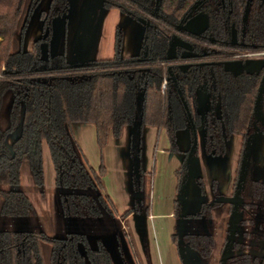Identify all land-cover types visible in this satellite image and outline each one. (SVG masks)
<instances>
[{"label":"trees","instance_id":"obj_1","mask_svg":"<svg viewBox=\"0 0 264 264\" xmlns=\"http://www.w3.org/2000/svg\"><path fill=\"white\" fill-rule=\"evenodd\" d=\"M40 0H0V216L28 217L32 204L21 190L5 188L20 180V166L26 162L32 183L41 187L44 182L42 148L45 147L53 171V184L68 189L58 195L59 208L64 217L109 219L129 214H148V197L143 178L148 177L140 167V135L143 126L162 130L169 152L179 153L175 131L187 129V120L173 85L168 81L166 65H160L166 36L162 30L149 29L146 42L149 49L147 70H139L135 57H121V32L115 29L112 55L108 59L93 60L79 66L64 62L62 55L47 54L42 58L41 45L51 37V22L64 17L71 0H48L45 10L38 12L43 36L31 42L28 50L22 41L29 18ZM193 0H161L159 14L167 22H175ZM215 1L211 3L214 6ZM244 0H232L231 20L238 21ZM101 7L117 8L126 13L130 9L119 0H100ZM211 29L217 38H223V16L211 9ZM247 41L264 46V2L251 0L246 18ZM213 85L210 90L218 95L220 117L210 111L198 113L195 89L204 82L210 85L208 69L201 67L191 73L178 74L177 83L187 105L192 122L202 129V148L208 157L221 156L224 140L230 135L244 139L253 129L252 108L259 76L241 74L236 77L211 66ZM143 71V75H142ZM44 79V81L41 80ZM142 97L136 103L137 92ZM7 103L3 115L1 109ZM260 110L264 119V90ZM140 123L138 135L131 141L130 152L137 158V179L133 180L138 193L131 207L117 215L112 200L103 193L101 175L103 166L92 168L84 159L71 131L70 123H91L99 150L107 137L118 138L123 126L133 121ZM264 139V129L256 123ZM19 126V133L10 144L5 136ZM133 144V145H132ZM240 149V151H241ZM196 150L194 151V155ZM249 160V156L247 158ZM186 171L183 161L173 172L177 187ZM197 183L200 185L197 179ZM264 183L259 176L245 173L238 206V229L232 248L224 264H264ZM219 203H215L217 205ZM210 207L183 217H209ZM173 214L180 211L175 201ZM229 205L222 214L227 219ZM226 220L222 238L215 234L181 232L171 235L176 244L180 238L183 247L194 252L205 264H219V254L226 234ZM128 238L133 258V244ZM84 233L64 232L49 236L40 230H0V264H113L101 238L92 247ZM219 242V243H218ZM119 246H117V249ZM217 250V251H216ZM215 254L217 259L213 260ZM139 264V263H138Z\"/></svg>","mask_w":264,"mask_h":264},{"label":"rangeland","instance_id":"obj_2","mask_svg":"<svg viewBox=\"0 0 264 264\" xmlns=\"http://www.w3.org/2000/svg\"><path fill=\"white\" fill-rule=\"evenodd\" d=\"M48 0H40L38 5L36 6L34 12L32 13L31 17L29 18L26 30L24 32V37L22 41V49L28 50L30 48V44L33 39L39 36V20L37 17V13L39 10L45 9L47 6ZM72 5H74V9L70 13L69 16V30L67 35V40L69 42L71 41L74 33L76 32V3L75 0L72 2ZM64 17H57L54 18L51 22V31L52 36L50 39V47H54L57 44L58 46L60 43H62L63 39V24H64ZM114 18H105L103 21V30H102V40L107 41V37L110 34H113V29L115 27L114 25ZM99 24V21L96 19L93 21V28H85L81 32H79V39H78V45L80 47V50L84 46H88L90 41L94 37V33L96 31V28ZM112 26V27H111ZM110 29L109 31V28ZM107 45V42H106ZM105 43L102 42L101 44V51H99L98 55L101 57V59L108 58L109 55L105 49ZM104 49V50H102ZM52 50V49H49ZM47 49L44 44L41 45V53L42 58L45 59L47 57ZM97 52V49L94 50ZM93 52V51H92ZM127 52V49L124 51ZM51 55V54H50ZM55 56V55H52ZM7 103L3 104V107L1 109V113L3 112V115L6 112ZM79 123H70L69 130L71 131L72 135L73 133L76 134L77 125ZM90 128L92 129V124H88ZM19 133V126H17L13 131L8 133L5 136L4 143L7 146V148H10L11 142L16 138V136ZM238 138L236 136H231L226 142H225V154L222 157H219L215 160V162H210L208 157L204 156V159L201 160V164L198 165L197 172L198 173H192V170L189 165V173L188 174V186L187 189L184 191V197L182 199H179L177 194L175 197L177 199V203L179 206L180 211L185 212L188 214L189 210L194 209V205L192 201L190 202L189 197V187H191V184L195 187V190L197 185L195 184L194 178L196 176H201L202 183L206 189V184L208 183V179L211 175L216 176V182L219 186V190H223L222 194H229V190H226L227 186V179L229 175L230 165L232 163L233 159L237 158L238 150H237V140ZM80 140V146L77 144L79 150L81 151L84 159L87 161V163L94 169H97L100 165L103 166V173L105 168V173L101 176L103 180V193L113 195V200L115 201L116 206L120 208L123 201L125 200V193H124V184L122 182V176L120 169L118 165L115 162L113 150L110 149L109 152H112L111 158L108 157L107 152L102 153V150H99L95 143V138L93 135L92 130L87 131V128L84 132V135L82 136ZM197 150L199 152L200 150V136H198L197 140ZM102 149V148H101ZM201 151V150H200ZM259 161L260 164H263L264 160V147L261 145L260 140L254 139L251 144V151L249 152V160L247 163V167L250 168V171L253 172L254 167L252 166L255 161ZM195 161V160H193ZM212 161V160H211ZM42 164H43V176H44V182L41 187H36L32 183L31 174L28 168V165L26 162H23L20 166V180L19 183L12 187L4 186L5 188H13L17 190H21L24 192L27 197L29 198L32 207H33V214L28 217H9V216H0V230H40L45 232L49 236H62L64 232L67 231H77L84 233L89 239L95 238L97 235L106 234L108 235V232H111L110 230L114 229V235L110 236H104L102 238L106 248L108 249L110 256L112 258L113 264H159V262L156 259V256H153V254L150 252L149 249V242H155L157 243V247L160 249V264H166L167 256L164 253V250L162 249L163 241H169L168 237L166 235L167 229L166 220H147L146 223L148 224L145 226L144 224V215H138V223H137V231L138 233H135V237L137 241L134 240V238L130 234V241L133 244L132 251L136 254V257L138 258V263L134 261L133 254L131 252V249L129 247V240L127 237L124 236V231H117L116 228L112 224L111 226L108 224L107 226L104 224L103 219H91V218H75V217H64L61 215L60 208H59V200L58 195L60 193H65L68 191V189H62L60 187H57L53 184V171L51 168V164L49 161L48 153L45 149V147L42 148ZM133 166L132 162L130 160V180H131V187H132V180H133ZM153 174L150 173L147 178L145 185L147 186V197L148 201L150 199L149 191L150 187L152 185L151 178ZM101 179V178H100ZM226 180V183L225 181ZM133 191V188H132ZM192 194V193H191ZM109 197V196H108ZM136 197V191L131 192V202ZM202 197V196H201ZM225 197V196H222ZM205 198V197H204ZM223 207V205H221ZM220 208L218 206H213V208L210 209V215L209 217H199V218H190V217H183L181 223L176 224L173 226L171 233L175 234L177 231L180 232H195V233H204V234H215L217 238H222L224 234V223L225 219L222 217V214H220ZM176 222V221H175ZM178 222V221H177ZM151 227L154 233V236L151 237V234L148 236V231ZM137 243L141 248V252L137 248ZM219 243V242H218ZM92 247L95 246L94 240L91 241ZM117 246L119 248L117 249ZM217 251V250H216ZM185 257L191 264H205L206 261L199 258L194 252L190 250H185ZM217 254H215L213 260L217 259ZM88 264V263H87Z\"/></svg>","mask_w":264,"mask_h":264},{"label":"flooded vegetation","instance_id":"obj_3","mask_svg":"<svg viewBox=\"0 0 264 264\" xmlns=\"http://www.w3.org/2000/svg\"><path fill=\"white\" fill-rule=\"evenodd\" d=\"M119 1L124 3L130 9V11H132V13L122 12V11L118 10L117 8L101 7L100 0H91L90 4L88 5L87 12H89V15L94 17L96 15L97 9H99V8L106 9V10L113 9L119 13L126 15L128 18H130L131 20H133L135 23H137L140 26L138 50H137V53L135 55H122L121 54L123 32H122V29L120 26L114 27L113 35H112V46H113V36H114L115 29L118 28L120 30V32H121L120 56L121 57H135L136 62L138 63V65H140L139 70H143V71L145 70L146 71L147 70L146 66H148L150 63H152V62L148 61L149 54H150L149 49H151L146 42V34H147L148 30L153 29L155 31V29L157 28L158 30L163 31V33L166 36V42H165V46L163 47L162 60L155 62V63H158L160 65H166L167 76L161 81L160 89H163V87L169 81L173 85V87L176 91V87L179 89L178 83H177V75L178 74L191 73L194 69H199L201 67L207 68L208 69L207 71H208V74L210 77L209 87L205 86L204 82H203L200 85H198V87L195 89V94L197 97V107L196 108H197L198 113H201L204 111H210L216 117H218V118L220 117V107H219L218 95L217 94L214 95L210 90V86L213 85L212 72L210 69L211 66H213V65L219 66L223 72L229 73V72L224 71L222 69V66L220 64L221 62H223V61H237V60L238 61H244L247 59H264V46H258L252 42L247 41V39H246L247 33H248V29L246 26V18H247L249 4H250L251 0H244L241 15H240V18L238 21H235L233 19L231 20L232 0H214L215 3H214L213 7H211V3L213 0H193L188 5V7L181 13L179 18L175 22H167L165 20V18H163V16H161L159 14L158 9H159V5H160L161 0H119ZM261 2H264V0H261ZM245 7H246V12L244 15V8ZM45 9H42V10H45ZM211 9H213L216 12H220V14L223 16V21H222L223 34H224L223 38L219 39V38L215 37L216 32L212 31V29H211V24H210ZM197 14L204 16V18H200V23H199L200 25L198 26V28L191 27L194 30H198V31L200 30L198 35L191 34L185 30L176 28V26L178 24L184 25L187 21L194 18L195 15H197ZM243 15H244V17H243ZM37 17H38V13H37ZM38 20L40 22V24H39V36L36 37L35 39L43 36V32L41 30V20L39 18H38ZM63 20L65 23L66 22L65 16H64ZM204 20H205V22H203ZM232 32L234 34V40H233V43L231 44V43H229V40H230V35ZM173 35L175 37H177L178 39L189 44L190 48L187 52L193 54V56L184 57V58L180 57V54L185 52L182 49H185V48L175 46L174 47L175 57L172 59H165L164 56H165V51L167 48V43H168L169 38ZM51 36H52V31H51ZM35 39H33L32 41H34ZM50 39H51V37H50ZM112 46H111V55H112ZM46 49H47V51H46L47 54H49L48 49H50V41L47 44ZM57 55H62V54H57ZM111 55H110V57H111ZM62 57H63V55H62ZM110 57H108V58H110ZM108 58H104V59H108ZM46 59H47V57L45 58V60ZM93 60H102V59H93ZM93 60H90V61H93ZM64 62H65V60H64ZM87 62H89V61L82 62L80 64H77L76 66H79V65H81L83 63H87ZM182 65H187V66L185 68H182ZM168 69L170 70V72L172 73V75L174 77L176 87H175L173 81L169 77ZM143 71H142V75H143ZM229 74L232 77H236V76L241 75V74L255 75V76H259V80H260L261 71L258 74H254V73L247 74L244 72L236 74V75H232L231 73H229ZM179 91H180V89H179ZM176 93H177V91H176ZM177 95H178V93H177ZM180 95L183 99L181 91H180ZM178 98H179V95H178ZM179 101L181 103L180 98H179ZM183 102L185 103L184 99H183ZM185 105H186V103H185ZM181 107L184 111L185 118H186V113H185V110L182 106V103H181ZM186 109H187V112L189 114L187 105H186ZM261 114H262V112H261ZM252 115H253V113H252ZM189 117L191 119L190 114H189ZM262 117H263V115H262ZM253 118H254V116H253ZM186 120H187V118H186ZM133 122L128 126H132ZM191 122H192V119H191ZM257 122H259L260 125L262 126V128L264 129V125H262L260 121L253 120V129L251 132H253L254 128L256 129V135H255L254 139L256 140V142H257V140H260L261 145L264 147V139H263L262 134L259 131V128L256 125ZM192 124H193V122H192ZM187 125H188V121H187ZM193 126H194V130H195V138H196V146L194 149V151L196 150V154L194 155V151H193L191 158L196 157L198 154V150L196 148L198 136H200V149H201L202 155H203V157L204 156L208 157L204 154L203 148H202V144H203L202 129L200 126H195L194 124H193ZM182 130H186L188 132L189 139L191 142V132L189 129V125L187 126V129H182ZM231 136H236L238 138L237 139L238 140L237 141L238 155L234 161V167L232 168V172H231V174L228 175L227 183H226V180H224L225 183L227 184L226 190H229V194L224 195V194H222L223 190L222 189L219 190V186L216 182V176L215 175H211L207 181L208 183H205L206 189L202 183L201 176L200 175L196 176L194 178L195 184L197 185L196 189L199 193V196L200 197L202 196L201 202L198 205L196 212H198L199 210H201L202 208H205V207L206 208L210 207V209H211V208H213V206H218L220 208V211H219L220 214H223L225 209H226L227 204L229 205V212H230V204L228 202H225V201H220V198H224L222 196L230 197L233 193V189H234V185H235V181H236V176H237V171H238V166H239V161H240V155H241V152H242L246 138L244 139L243 146L241 149V145H242L241 137L238 135H230L227 139L224 140L223 154L221 156L208 157L210 162H211L212 158H219V157L223 158V156L225 154V142ZM131 141L134 144V136L133 135H131V138L129 140L128 155H129V158L132 162V166L134 164H136V167L138 168L139 164L137 162V158L135 156H132L131 152H130L131 147L132 148L134 147V146L130 147ZM175 144L177 146L176 138H175ZM166 145H167V143H166ZM177 149L179 150L178 146H177ZM240 149H241V151H240ZM250 151H251V149H250ZM167 152H169V151H167ZM170 153L179 155L181 153V151L179 153H173V152H170ZM248 156H249V154H248ZM182 161H183V164H184L186 171L183 173L181 181H182L184 175H186V178H187V167H188L189 162H190V160H189L188 164L187 165L185 164V154L180 159V162L177 165V167L173 170V172H174L181 165ZM139 163H140V152H139ZM247 163H248V160L246 161L244 176H245V173L248 172V174L252 177L259 176L261 178L262 182L264 183V160H263L262 165L260 164L259 161L254 162V164L252 165L254 167L253 172H251L252 170L250 171V168L247 167ZM140 167H141V163H140ZM144 172L147 174L152 173V171H148V172L144 171ZM137 174H138L137 172H136V174L133 173V175H134L133 180L137 179ZM197 179H198V182L200 183V185L197 183ZM243 179H244V177H243ZM133 180H132V188H133ZM146 180H147V178L144 177L143 178L144 185H145ZM242 183H243V180H242ZM180 184H181V182H180ZM179 187H180V185L177 187L176 181H175V196L178 194ZM144 188L146 189V194H147V190H148L147 186L145 185ZM241 188H242V184H241ZM241 188H240V192H241ZM133 191H134V188H133ZM183 191H184V188H183ZM183 191H182V193H183ZM137 195H138V193H137ZM137 195H136V197H137ZM239 195H240V193H239ZM263 198H264V188H263ZM175 201L178 202L176 197H174V200H173L174 204H175ZM215 203H219V204L214 205ZM240 203H241V195H240ZM174 204H173V207H174ZM221 205H223V207H221ZM178 209H179V206H178ZM179 211H180V209H179ZM196 212H194V213H196ZM194 213H192V214H194ZM202 216L203 215H201V217ZM190 218H199V217H190ZM226 220L228 221V216H227V219H225V223H226ZM225 223H224V226H225ZM227 226H228V224H227ZM18 231H23V230H18ZM24 231H31V230H24ZM226 232H227V227H226ZM192 233H195V232H192ZM224 239H225V237H224Z\"/></svg>","mask_w":264,"mask_h":264},{"label":"crops","instance_id":"obj_4","mask_svg":"<svg viewBox=\"0 0 264 264\" xmlns=\"http://www.w3.org/2000/svg\"><path fill=\"white\" fill-rule=\"evenodd\" d=\"M74 0H71L69 10L67 14L65 15L66 22L63 24V39L62 43L58 46L57 44L54 47H50L48 52L51 55H57L62 54L64 57V60L66 63L73 65L80 64L82 62L90 61L93 59H101V57L97 56L99 51H101V44L102 42L105 43V49L110 57L111 55V46H112V35L109 32V35L107 37V41L102 40V30H103V21L105 18H114L115 26H120L123 32L122 37V47H121V54L122 55H135L138 50V44H139V36H140V26L135 23L133 20L128 18L126 15L117 12L113 9H102L99 8L96 11V15L93 17L89 15V12H87L88 5L90 4L91 0H75L76 3V32L74 33L71 41L67 40L68 30H69V16L72 10L74 9V5H72V2ZM99 21V24L96 28V31L94 33L93 39L90 41L88 46H84L81 50L78 45V39H79V32H81L86 27L90 29L93 28V21L95 20ZM112 27V26H111ZM109 28L110 29L112 28ZM107 42V45H106ZM104 47V48H105ZM97 49V52L94 50ZM127 49V52H124ZM104 50V49H102ZM93 51V52H92ZM89 123H79L77 126L76 134L73 133V138L75 142L80 146V140L82 136L84 135V132L87 128V131L93 132L94 135V127L92 129L88 125ZM91 124V123H90ZM93 126V125H92ZM133 132V128L131 126H123L121 133L118 138H113L110 135L107 137V140L102 147V153L104 154L105 151L108 154V157L111 158L112 152L114 154L115 162L118 165L121 176H122V182L124 184V195L125 200L123 201L121 207L119 209L118 206H116L115 201L113 200V195L109 194L107 192V196L112 200L117 215H120L123 211H125L127 208L132 206L133 201L131 202V180H130V158L128 155V145L129 140L131 138ZM175 138L176 143L181 151L179 155L172 154L170 152H167L165 150L166 148V140L165 136L162 130H156L152 126H144L141 130L140 135V163L141 167L144 171H152V178L151 182L152 185L150 187L149 196L150 199L148 201L149 207H148V214L144 215V225L147 226L146 219L148 220H166L167 222V232L166 235L169 239V241H163L162 249L164 250V253L167 256L166 264H181L180 259L177 254L176 244H174L171 240V233L173 226L178 224V218L175 217L173 214V200L175 197V178L173 176V170L177 167V165L180 162V159L186 154V151L190 144V139L188 132L186 130H178L175 132ZM110 149H112V152H109ZM201 150V149H200ZM199 150L196 157H192L190 159L189 165L192 170V173H197L198 165L201 164V160L204 159L202 152ZM217 158H212L211 162H215ZM195 160V161H193ZM234 161L232 160V163L230 165L229 174L232 172V168L234 167ZM189 165L187 167V178L185 181L184 191L187 189L188 186V174L189 173ZM105 173V168H104ZM103 173V175H104ZM101 176V182H103ZM102 186L104 188V185L102 183ZM189 197L190 202L192 201L194 205L193 210H189L188 214H192L197 211V207L201 202V197L199 196V193L197 190H195V187L191 184V187H189ZM184 191L179 199H182L184 197ZM192 193V194H191ZM140 215V214H139ZM184 215H187L185 212L180 211L179 216L183 218ZM135 213L129 214L125 219L120 218L117 216L114 220L109 219H103L104 224L107 226L108 224L111 226L112 224L116 228L117 231H124L125 233H130L131 236L134 238L135 241H137L135 237V233H138L137 231V223L138 219ZM181 218V221L183 220ZM176 221V222H175ZM150 231H148V236L151 234V237L154 236L151 223H150ZM111 232H108V235L101 234L97 235L95 238H91L90 244L92 240H95L96 238H103L104 236H110L111 234L114 235V229L110 230ZM177 231V235H178ZM155 237V236H154ZM137 248L139 249L140 253L141 248L137 243ZM149 249L150 252L153 254V256H156L157 261L160 264V249L157 247V243H152L151 240L149 242ZM87 264V263H86Z\"/></svg>","mask_w":264,"mask_h":264},{"label":"water","instance_id":"obj_5","mask_svg":"<svg viewBox=\"0 0 264 264\" xmlns=\"http://www.w3.org/2000/svg\"><path fill=\"white\" fill-rule=\"evenodd\" d=\"M245 12H246V7L244 8V15H245ZM244 15H243V17H244ZM200 18H204V16L197 14V15H195L194 18L187 21L184 25L178 24L176 26V28L185 30L191 34L198 35L200 30L199 31L194 30L191 27L198 28V26L200 25L199 24ZM203 22H205V20ZM233 40H234V34L232 32L230 35L229 43L232 44ZM175 46L185 48V49H182L185 52L181 53L180 57L184 58V57L193 56V54L187 52L190 48L189 44L178 39L177 37H175L173 35L168 40L167 48H166L165 56H164L165 59H172L175 57V54H174V47ZM220 64H221L222 69L224 71H227V72L231 73L232 75H236V74H239L242 72L247 73V74H252V73L258 74L261 71V76H260V80L258 83L254 103H253L252 113L254 116V120L255 121L258 120L261 122L262 125H264V120H263V117H262V114L260 111V101H261L262 92L264 90V59H247L244 61H238V60L237 61H223ZM73 66H76V65H73ZM186 66L187 65H182V68H185ZM168 71H169V77L173 81V83L176 87L174 77H173V75L169 69H168ZM41 80L44 81L43 78H41ZM176 91L179 95L182 106L185 110L189 129L191 132V142H190V145H189V147L186 151V154H185V164L187 165L191 156H192V153L195 149V146H196L195 130H194V126L191 122V119L189 117V114L187 112L186 105L183 102V99L180 95V91L177 87H176ZM141 97H142V92L141 91L137 92L136 103H138L140 101ZM139 126H140L139 121L135 120L131 126L133 128V132H132L133 136L138 135ZM255 135H256V129L254 128L253 132H251L245 139L244 146H243V149H242V152L240 155V161H239L236 181H235V185H234L232 195L230 197L220 198V201H225V202H228L230 204V212L228 215L227 232L225 235V239H224L222 249H221L220 254H219V258H218L219 264H224L225 259L228 257L229 252H230L232 245H233L235 232L238 229V206L240 203L239 193H240L242 180L244 177L247 157H248L249 151L251 149V144L253 142ZM132 169H133V173L136 174V172H137L136 164L133 165ZM185 180H186V175H184V177L181 181L180 187H179V191H178V194H179L178 197L179 198H180L182 191H183V188L185 186ZM136 195H137V193H136ZM181 218L182 217L179 216L178 223H181ZM180 234H181V232L179 231L178 235H180ZM176 249H177V254H178V257L180 259L181 264H191L185 257V250H189V249L182 246L180 238H177Z\"/></svg>","mask_w":264,"mask_h":264}]
</instances>
